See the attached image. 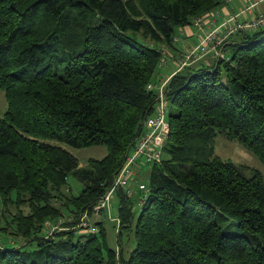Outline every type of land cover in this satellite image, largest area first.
I'll return each instance as SVG.
<instances>
[{"label":"trees","instance_id":"16d2710c","mask_svg":"<svg viewBox=\"0 0 264 264\" xmlns=\"http://www.w3.org/2000/svg\"><path fill=\"white\" fill-rule=\"evenodd\" d=\"M226 1L0 0V205L18 210L14 234L44 251L0 243V264H117V250L122 264H264V181L215 155L222 133L264 165V29L236 34L229 61L180 69L183 56L168 76L170 134L138 216L116 191L119 245L135 221L127 259L108 248L103 221L69 249L53 239L76 230L40 236L47 220L92 216L159 102L148 85L168 65L164 48ZM96 146L107 156L85 167L67 150Z\"/></svg>","mask_w":264,"mask_h":264},{"label":"built area","instance_id":"2783aa9c","mask_svg":"<svg viewBox=\"0 0 264 264\" xmlns=\"http://www.w3.org/2000/svg\"><path fill=\"white\" fill-rule=\"evenodd\" d=\"M241 1L245 5L241 14H248L251 16L250 18L240 19L237 14L217 24V20L213 19L214 14L212 13L196 18L193 21V25L204 32V38L198 47L189 51L181 59L180 69L199 62L211 51L214 52L215 59L229 61L230 58L224 52L223 48L230 43L229 39L231 37L238 33H256L264 29V0ZM171 77L160 81L159 84L151 83L148 85V90H157L159 102L155 106L153 114L144 120L142 131L128 151L125 163L119 170L113 187L105 194L106 197L104 196L106 200L104 199L105 204H103V208L97 209L96 207L95 210L105 211L106 203L112 198L113 193L119 189H123L127 197L132 196L134 194L132 186L136 185L139 181L144 166L153 168L154 165L162 162L164 158V146L170 134V124L166 119L168 107L165 100V89ZM149 180L146 183H141L138 187L139 210H142L151 194ZM118 223L119 229V219ZM90 226L86 218L81 220L80 229H89ZM60 229L61 226L57 223L46 222L44 225V230L47 235H51Z\"/></svg>","mask_w":264,"mask_h":264},{"label":"rangeland","instance_id":"374dc122","mask_svg":"<svg viewBox=\"0 0 264 264\" xmlns=\"http://www.w3.org/2000/svg\"><path fill=\"white\" fill-rule=\"evenodd\" d=\"M229 3L230 2H227V4L224 3L220 5V7H227ZM179 32L180 29H178L177 35H180ZM156 47H159V44ZM161 47L164 46L161 45ZM169 53L173 55L172 52ZM211 57L212 55H209L206 59L203 60L202 64L199 63L198 65H195L194 69H200V67L203 66V64L206 68H208L207 59L211 60L212 59ZM164 58L166 57L164 56ZM215 66H216V61L212 60V67ZM172 70L173 68L167 69V71L166 69H164L163 75L169 76L173 72ZM157 80H159V78ZM6 110H7L6 98L4 93L0 91V119L4 117ZM167 116L168 115H166V119ZM67 150L77 158L81 167L87 166L90 159H103L108 154V150L105 146H96V147H89L82 149L68 147ZM215 155L224 162H230L232 164H235L238 168L241 169L243 174L247 177L252 176L253 172H259L262 177V180L264 181V165L261 163L258 157L241 143L228 140L222 133H217V136L215 138ZM157 165L158 164L154 166ZM153 171H154L153 168L144 166L139 181L136 183V185L132 186L134 194H132V196H130L129 198L131 201L130 208L132 209V212L135 213V216H138V214L140 213V210L138 208V197H139L138 187L141 183H146L149 179L152 178ZM70 187L72 188V190L70 189V193H72L73 195H78L83 189V185L81 183H77V181L74 179H71ZM65 192L69 193L68 189H66ZM104 199L103 201H100L96 205L97 209L103 208V204H105ZM56 205L60 206V202L57 201ZM118 206H119V196L117 192H115L113 193L112 198L106 203L105 213L102 210H94L91 217H89L88 214L85 213L80 217V220L73 226H65V221H66L65 218L52 220L54 223L59 224L61 226V229L52 233L51 236L49 235L50 237H52L56 233L80 229L81 220L83 218H86V220L89 223H91L89 229L76 230V233L72 238L69 237L68 235L56 236L53 239V244L58 247H60V245L63 244L69 249L72 244L76 243L79 240V237L85 236L91 232L96 233L98 229H96L97 227L96 224L94 223L98 221H103L102 224L106 231V241L108 248L117 250L119 248L118 246L122 247L124 249V258L127 259L129 257L130 252L136 247V241L134 236L135 221L133 222L132 224L133 226L131 228L122 229V234L120 238L121 245H119L118 235H117L118 224H119L118 213H117ZM17 212L18 210H16L15 207L12 205L11 206L0 205V243L5 244V242L6 243L10 242L13 248H21V250L26 251L27 253H33L38 251L39 253L44 254V251L40 250L37 241L28 244L29 239L24 238L22 236L18 237L14 234V228H13L14 226L10 225V222L17 215ZM24 212L27 213L28 211L25 209ZM50 221L51 220H47L46 222H50ZM45 235L46 232L44 230L40 234V236H45ZM81 240L83 241L84 239ZM44 249H47V246H45ZM55 254H58V252L56 251ZM116 258H117V264H122V262L120 261L119 250H117Z\"/></svg>","mask_w":264,"mask_h":264},{"label":"crops","instance_id":"0c3cea01","mask_svg":"<svg viewBox=\"0 0 264 264\" xmlns=\"http://www.w3.org/2000/svg\"><path fill=\"white\" fill-rule=\"evenodd\" d=\"M227 2H230L227 7H218V9L213 13L214 14L213 19L217 20V24L222 23V21H224L228 17L235 16L237 14L239 15L240 19H246L248 17L249 18L251 17L248 14H241V11L245 6L243 1L230 0V1H226L225 4H227ZM179 34L180 35H176L172 46H169L170 48H164L165 49L164 53L166 54L165 57H167V60L169 59L168 65L164 69H166L167 71V69L173 68L172 75L176 73V68L177 66H179V59L185 56L186 54H188L189 51L198 47V45L201 44L204 38V32L201 31L199 28L195 27L194 25H190L180 29ZM239 39L240 37L236 35L231 37L229 41L230 43H235ZM169 52H172L173 55H171ZM209 55H212L211 57L212 59L211 60L207 59L208 60L207 67L209 68L212 67V60L216 61L213 51L206 54V56L202 60L194 63L191 66L198 65L199 63L202 64L203 60L206 59ZM201 67H205L204 64ZM164 77H168V75L167 76L163 75L160 80L162 81Z\"/></svg>","mask_w":264,"mask_h":264}]
</instances>
